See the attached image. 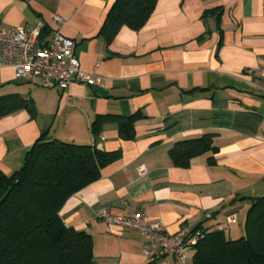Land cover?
<instances>
[{
  "label": "crops",
  "instance_id": "1",
  "mask_svg": "<svg viewBox=\"0 0 264 264\" xmlns=\"http://www.w3.org/2000/svg\"><path fill=\"white\" fill-rule=\"evenodd\" d=\"M113 2L0 0V28L39 24L50 31L43 40L59 16L81 68L96 77L94 85L73 82L67 104L65 89L0 67V96L16 94L33 111L0 118V170L18 169L42 133L119 152L66 200L63 222L91 235L94 264H192V252L184 263L147 259L141 232L97 214L143 211L169 233L201 224L243 234L250 199L264 196V0H156L140 28L122 26L106 44L99 30ZM99 115L135 116L134 137L122 139L117 121H107L95 140ZM206 133L213 149L175 166L173 144Z\"/></svg>",
  "mask_w": 264,
  "mask_h": 264
},
{
  "label": "trees",
  "instance_id": "2",
  "mask_svg": "<svg viewBox=\"0 0 264 264\" xmlns=\"http://www.w3.org/2000/svg\"><path fill=\"white\" fill-rule=\"evenodd\" d=\"M155 2L114 0L99 35L109 44L122 26L140 28ZM49 33L48 27H41L40 39ZM19 109L33 112L16 94L0 96V118ZM135 119L99 115L91 131L96 140L102 123L117 121L119 136L131 139ZM211 139L212 133H206L176 141L169 151L173 164L187 166L196 154L213 149ZM119 156V152L98 149L95 143L65 142L42 133L18 169L10 174L0 170V264H94L91 235L66 225L60 210ZM200 227L194 229L201 236L191 249L192 264H264V196L250 199L238 238L228 237L223 227Z\"/></svg>",
  "mask_w": 264,
  "mask_h": 264
},
{
  "label": "built area",
  "instance_id": "3",
  "mask_svg": "<svg viewBox=\"0 0 264 264\" xmlns=\"http://www.w3.org/2000/svg\"><path fill=\"white\" fill-rule=\"evenodd\" d=\"M57 27L51 30L48 40H41V25L29 28H0V67L10 66L16 78L37 77L44 87H61L66 90V103H71L69 88L73 82L94 85L93 72L81 68L74 53V40L60 31L62 19L53 17ZM248 73H251L249 71ZM109 225L128 228L143 234L144 253L147 259L170 255L184 263L201 236L200 230L182 228L169 233L161 221L148 223V216L143 211H131L126 214H112L104 209L97 214ZM209 216V215H207ZM228 222H234L230 215Z\"/></svg>",
  "mask_w": 264,
  "mask_h": 264
}]
</instances>
